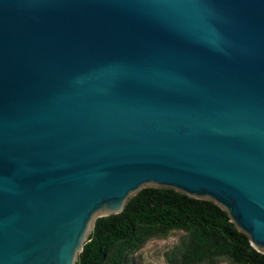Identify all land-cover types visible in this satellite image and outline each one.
Here are the masks:
<instances>
[{"label": "water", "instance_id": "1", "mask_svg": "<svg viewBox=\"0 0 264 264\" xmlns=\"http://www.w3.org/2000/svg\"><path fill=\"white\" fill-rule=\"evenodd\" d=\"M146 188L264 254V0H0V264H77Z\"/></svg>", "mask_w": 264, "mask_h": 264}, {"label": "trees", "instance_id": "2", "mask_svg": "<svg viewBox=\"0 0 264 264\" xmlns=\"http://www.w3.org/2000/svg\"><path fill=\"white\" fill-rule=\"evenodd\" d=\"M173 232L181 238L167 264H264L220 206L166 188L143 189L122 213L99 218L77 264H133L148 241Z\"/></svg>", "mask_w": 264, "mask_h": 264}, {"label": "rangeland", "instance_id": "3", "mask_svg": "<svg viewBox=\"0 0 264 264\" xmlns=\"http://www.w3.org/2000/svg\"><path fill=\"white\" fill-rule=\"evenodd\" d=\"M181 233L173 232L166 238L148 241L133 257V264H167L166 253L176 246ZM226 264V263H224Z\"/></svg>", "mask_w": 264, "mask_h": 264}]
</instances>
